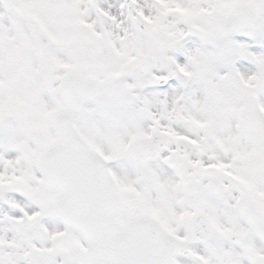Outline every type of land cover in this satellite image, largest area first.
Masks as SVG:
<instances>
[{
    "label": "snow or ice",
    "instance_id": "6c2138e0",
    "mask_svg": "<svg viewBox=\"0 0 264 264\" xmlns=\"http://www.w3.org/2000/svg\"><path fill=\"white\" fill-rule=\"evenodd\" d=\"M0 264H264V0H0Z\"/></svg>",
    "mask_w": 264,
    "mask_h": 264
}]
</instances>
